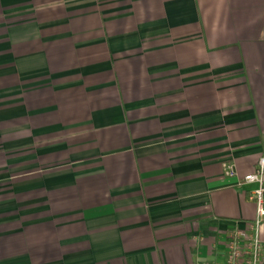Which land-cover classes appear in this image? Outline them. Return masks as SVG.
I'll return each mask as SVG.
<instances>
[{
  "label": "crops",
  "instance_id": "0c3cea01",
  "mask_svg": "<svg viewBox=\"0 0 264 264\" xmlns=\"http://www.w3.org/2000/svg\"><path fill=\"white\" fill-rule=\"evenodd\" d=\"M263 153L264 0H0V264H222Z\"/></svg>",
  "mask_w": 264,
  "mask_h": 264
},
{
  "label": "built area",
  "instance_id": "2783aa9c",
  "mask_svg": "<svg viewBox=\"0 0 264 264\" xmlns=\"http://www.w3.org/2000/svg\"><path fill=\"white\" fill-rule=\"evenodd\" d=\"M225 176L237 175L235 163L227 161L224 164ZM243 185L255 184L249 198L257 204V216L248 224L245 230L235 228L229 234L227 254L222 264H264V244L261 242L258 229L264 221V153L259 159L254 173L247 174Z\"/></svg>",
  "mask_w": 264,
  "mask_h": 264
}]
</instances>
